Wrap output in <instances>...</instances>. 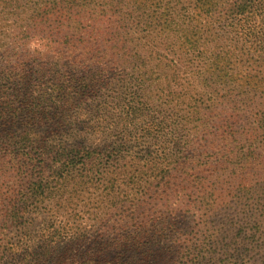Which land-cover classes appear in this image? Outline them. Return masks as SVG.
Returning <instances> with one entry per match:
<instances>
[{
    "label": "trees",
    "instance_id": "1",
    "mask_svg": "<svg viewBox=\"0 0 264 264\" xmlns=\"http://www.w3.org/2000/svg\"><path fill=\"white\" fill-rule=\"evenodd\" d=\"M29 3L30 0H0V16L5 15V19L11 16L8 27L0 28V176L14 180L11 185L16 181L47 183L43 171L46 166L36 162L37 157L55 152L69 158L66 153L70 152V145L53 143L57 136L62 137L65 126L58 119L52 124L53 109L46 106L64 111L77 106L90 98L101 77L70 79L69 74H64L49 81V87L36 83L35 74L27 71L21 62L29 56L25 47L33 36L48 40L47 48L54 52L58 63L64 62L65 71L66 65L77 68L83 60L102 65L99 72L105 67L137 71L155 60L162 63L171 60L175 69L198 75L209 89L210 83L206 81L216 78L218 87L228 90L220 101L214 100L207 108L203 143L199 146L204 145L216 159L264 158V68L257 67V61L249 57V48L255 44L264 55V0H33L32 5ZM261 53L257 55L260 60ZM156 80L146 77L135 83L132 79L128 82L116 79L114 87L136 86L147 95L149 84L153 92L157 85L162 86ZM35 87H39L38 94L41 92L40 97L44 98L42 105L36 103ZM165 89L162 86L157 93ZM142 103L160 107L162 101L158 96ZM104 104L108 106V101ZM75 146L76 153L85 150L84 141ZM67 160L61 159L55 169L72 162ZM262 171L256 185H264ZM260 190L264 192V187ZM241 191L248 196L245 207L236 208L229 215L223 213L222 222H216L214 213H210L207 225H212L208 227L211 235L199 240L196 248L177 252H182L183 264H264V198L256 189L243 187ZM36 192L39 193L38 189ZM0 195V204L6 200L0 206L1 235L11 219L30 207L23 199H17L14 190H0ZM20 200L23 204H19ZM41 240L40 251H24L12 248L9 241L5 243L3 235L0 264H54V253L45 251L49 243ZM128 241L135 246L140 244L138 237ZM114 253L116 261L128 263L124 258L130 252ZM163 253L174 256L171 250ZM108 255L111 254L98 253L90 260L102 264ZM142 255L140 262L149 254Z\"/></svg>",
    "mask_w": 264,
    "mask_h": 264
},
{
    "label": "rangeland",
    "instance_id": "2",
    "mask_svg": "<svg viewBox=\"0 0 264 264\" xmlns=\"http://www.w3.org/2000/svg\"><path fill=\"white\" fill-rule=\"evenodd\" d=\"M0 17V28L8 27L11 16ZM47 43L41 36L31 37L25 47L29 56L21 60L35 74L36 83L49 87V81L64 74L70 79L101 77L90 98L77 106L67 111L46 106L53 109L52 124L58 119L65 126L62 137L57 136L53 143L70 145L69 158L55 152L37 157L36 162L46 166L47 183L16 181L11 185L14 180L0 176V190H14L17 199L30 207L10 220L7 231L0 235L5 236V243L36 252L42 249L41 239H46L49 247L45 251L54 253V264H95L90 258L98 253L111 254L102 264H122L113 257L117 251L130 252L124 258L127 264L130 260L131 264H183L180 254L211 235L210 213L216 222H222L223 213L244 208L248 196L241 191L243 187L256 189L264 198L260 190L264 185H256L264 158L216 159L204 145L199 146L207 108L228 90L218 87L216 78L206 81L209 89L198 75L175 69L171 60H155L137 71L105 67L103 72H99L102 65L83 60L77 68L66 65L65 71L64 62H57ZM259 48L258 44L250 46L249 57L264 68ZM260 53L262 60L257 57ZM146 77L157 78L166 87L163 93H157L161 85L153 92L149 84L147 95L136 86L114 87L116 79L137 83ZM38 93L34 97L42 105L44 98ZM158 96L160 107L143 105ZM81 141L85 150L76 153L75 145ZM61 159L72 162L55 169ZM5 203L3 200L0 206ZM135 237L141 247L128 241ZM165 250L174 251V256H167ZM142 254H149L144 262L139 261Z\"/></svg>",
    "mask_w": 264,
    "mask_h": 264
}]
</instances>
